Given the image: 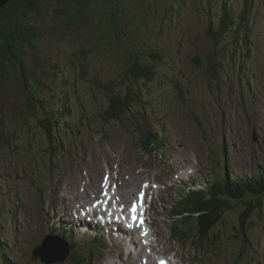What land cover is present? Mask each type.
<instances>
[{"label":"rangeland","instance_id":"rangeland-1","mask_svg":"<svg viewBox=\"0 0 264 264\" xmlns=\"http://www.w3.org/2000/svg\"><path fill=\"white\" fill-rule=\"evenodd\" d=\"M175 1L123 0L117 7L128 22L136 24L141 19V24L147 25L127 37V44L131 45L129 51L145 54L144 61L153 65L156 77L148 83L121 85L127 63L125 51L112 38L107 45L95 43V29L107 8L104 1H93V20L69 23L66 15L72 13L67 2L56 0L47 15L36 21L49 31L37 50H26L33 75L49 84L43 92L45 103L41 104L60 115L72 110V115L63 118H68L69 129L59 125L56 130L51 126L50 137L35 126L34 120L28 122L16 114L18 109L27 110L19 94L18 78L13 74L0 85V119L12 118L8 124L19 137L16 147L0 144V179L7 191L0 196V221L5 222L6 239L17 246L24 264H44L32 260V252L42 241L46 228L64 231L72 225L79 233L80 243L88 246L89 235L83 236L80 229L86 227L92 235L97 227L76 221L88 215L74 206L91 203L94 194L102 198V192L107 191L112 197L108 203L115 210L127 211L132 201L142 197L149 199L148 212L157 205L159 213L152 212V219L141 218L147 219L143 223L151 229V236H145L144 255L140 254V246L137 251L124 249L120 253L113 243H119L124 236L111 238L101 234L105 253L86 259L84 264H159L165 259L169 264H264V204L251 218L247 211L241 213L243 207L236 206L233 199L224 196L209 207L208 196L198 193L189 202L188 210L192 214L195 208L208 209L201 216L203 226L208 228V212L216 219L208 230L196 220V215L201 218L199 214L194 218L187 216L189 228L182 225L186 238L179 233L176 242L171 238L168 221H172L175 201L192 187L205 188L217 173L223 174L226 163L231 168L228 167L229 173L250 176L264 161V0L255 1L245 12L254 54L245 48L237 21L227 33L217 31L225 0H177L185 2L182 8L175 7L179 15L166 20L153 15L154 10L168 8ZM230 2L238 16L244 2ZM210 5L214 7L212 26L224 38L214 40L209 35ZM234 40L239 41L237 48ZM215 44L220 49L227 48L222 64L227 69L222 70L218 87L217 80L210 76L214 73L207 68L208 58L218 56ZM152 49L164 60L156 62L150 56ZM232 53L245 58L237 57L231 64ZM85 54L87 69L83 67ZM96 81H115L120 88H131L133 96L140 100L130 105L129 112L118 111L115 101H111L114 94L110 97L108 90ZM125 94L123 91L122 97ZM59 130L64 132L62 139L57 136ZM146 136L159 143L151 154V143L142 147L138 144ZM62 142L64 147L60 149ZM13 177L17 178L16 183L11 182ZM193 182L197 183L192 185ZM210 186L203 192L216 188ZM98 201L92 210H87L89 216L110 218L108 211L102 213L97 208L109 204ZM243 222L248 233L241 227ZM199 229L205 237L196 234ZM243 233L249 234L247 239ZM137 239L135 235L133 240L138 242ZM148 244H153V251L150 246L146 248ZM126 251L135 257L128 260ZM85 255L86 248L79 255V262L69 257L57 263L81 264Z\"/></svg>","mask_w":264,"mask_h":264},{"label":"trees","instance_id":"trees-1","mask_svg":"<svg viewBox=\"0 0 264 264\" xmlns=\"http://www.w3.org/2000/svg\"><path fill=\"white\" fill-rule=\"evenodd\" d=\"M56 0H10L9 3L0 8V85L5 81L9 80L11 75H15L19 80V94L22 96L25 101L27 110H19L18 115L23 116V119L26 117V121L28 122L34 120L35 126L37 128H41L44 130V133L50 136L51 126H53L56 130L59 125L62 127L65 125L63 118H65V113L62 115L51 111V109L46 107V104L42 101L43 92L48 90L49 84L44 82L43 79L37 78L33 75V71L27 62L26 50H37L38 44L45 38V34L49 31L41 25H38L36 21L39 19H43L50 7L51 4ZM69 6V9L72 15H66L67 21L71 24L82 23L86 19L93 20V1L94 0H65ZM106 4L107 8H104L103 16L100 18V22L97 24V28L95 29L94 41L97 45L103 46L107 45L109 39L112 38L114 44L119 47L121 50H124L127 59L124 78L121 82L125 84L130 82L131 84H139L140 82H152L156 77V72L153 70V65L144 61L145 54H141L135 49L128 50L131 48V45L127 44V37H133V35L137 34L141 30V26H147L144 21L141 19L137 20L136 24L128 22V18L121 16V12L117 9L121 1L123 0H101ZM250 3L255 0H248ZM211 2V0H209ZM185 4L184 1H175L171 4L170 7L164 8L162 10H154V16L157 18L161 15L164 20L168 19L172 16L179 15L175 10V7L182 8ZM230 0H225L221 7V25L218 26L219 32L227 33L230 29H232L235 25L236 20L238 23V28L241 30V34L244 36L243 43L247 50L251 49L252 52V44L249 41V37L244 34V29L249 28L248 19H246L245 11L240 12L238 16L235 15V11L233 9V5ZM176 5V6H175ZM112 7V8H111ZM122 8V7H121ZM214 7L210 5L209 10L207 11L210 22L208 25L209 35L213 37V39H220V37L224 38L225 36L219 35L215 32L212 24V16ZM247 12V11H246ZM77 13V14H76ZM93 22V21H92ZM141 24V25H140ZM239 41L234 40V44L237 45ZM251 44V45H250ZM214 51L218 56L214 55L212 58H208L207 68H209V72H213L214 74L210 76L217 79V87L221 83V72L224 70L222 64L226 61V49L227 48H219V44H215ZM133 48V47H132ZM84 51V50H83ZM150 56L156 61H163V57L160 56L155 49H152ZM141 54V55H140ZM232 53V61H233ZM88 57L87 54L83 57V67L85 69L88 68ZM55 77V75H54ZM98 85L108 90L111 94H114L115 98L111 101H115V106H117L118 111L125 110L129 112L131 110V106L134 103L139 102V97L133 96L134 92L131 88H120L118 87L115 81H111L108 83H100L96 81ZM122 91V92H121ZM123 91H126L124 97H122ZM128 92V94H127ZM68 100V98H65ZM116 108V109H117ZM70 111V110H67ZM53 114H56L54 116ZM119 115V114H118ZM56 117V120L54 119ZM4 117L0 119V144L4 146L14 145L18 146L16 140L19 137L15 134L16 131H13L11 126L8 124L12 120L6 119ZM17 118H20L17 116ZM6 132L7 134H5ZM54 133V132H53ZM51 137V136H50ZM11 142L13 144H11ZM25 162H23L24 164ZM254 176L249 179L246 178L241 181H232V177L228 176L227 181L220 182L217 187V192H213L212 196L215 198L217 195L221 197L227 196L229 198H234L237 202L243 198H250V201L245 208V211L248 214L252 215L258 209H262L264 197V165L259 166L253 170ZM220 176V174H218ZM236 180V179H234ZM3 186L0 185V194L2 193ZM238 204V203H237ZM235 204V205H237ZM195 212L198 211V208L193 209ZM207 211L203 210L201 213ZM246 216V215H245ZM202 228H206L203 226V218H196ZM208 221L207 226L210 228L216 219L212 218V214L205 219ZM241 227L243 231L246 230V223H241ZM206 228V230H208ZM201 237L204 236V231L200 230L196 233ZM246 238L247 235H244ZM18 251L17 248L12 243H8L6 240V232L4 230V224L0 225V264H18Z\"/></svg>","mask_w":264,"mask_h":264},{"label":"bare ground","instance_id":"bare-ground-1","mask_svg":"<svg viewBox=\"0 0 264 264\" xmlns=\"http://www.w3.org/2000/svg\"><path fill=\"white\" fill-rule=\"evenodd\" d=\"M144 153V152H143ZM25 163H27V162H25ZM24 163V164H25ZM142 174V173H141ZM217 174H220V173H217ZM221 175V174H220ZM252 175V174H251ZM124 177V176H123ZM16 179L17 178H15V177H13V179H12V181L11 182H14V183H16ZM2 180L0 179V185H2ZM195 183H197V182H193L192 183V185H194ZM200 182H198V184H199ZM118 188H120V187H118ZM93 189V188H92ZM125 191V190H124ZM127 191V190H126ZM204 190H203V187L201 186V185H198V187H192V190H191V192L194 194V196H196L198 193L200 194V193H202V195L203 196H205L206 195V193H204L203 192ZM188 192H189V190H188ZM106 194H107V197H106ZM151 196H152V198H153V195L151 194ZM112 199V197H111V194L109 193V191H107V192H102V198L100 197V198H97L96 196H95V194H94V199H93V205L94 204H97L98 202H100V201H98L99 199H101V200H105L106 202H107V200H109V199ZM154 199V198H153ZM72 200H74V199H72ZM191 201V199L189 198V196H187L186 194H183V198H181V199H178V200H176L175 201V205L173 206V210H174V212H181V211H187L188 210V205H189V202ZM140 202H142V201H140ZM212 203V202H211ZM141 205H142V203H140ZM93 205H88V208H90V209H93ZM208 205V204H207ZM156 207H151V209H150V212L148 213V211L146 210L145 211V213L144 214H139L138 215V217H139V219L138 220H140L141 221V218L142 217H144V216H146V217H150L151 218V216H152V212H154V214H156V213H159V210L157 209V208H159L157 205H155ZM78 207H80V208H82L83 210H85L86 211V214L87 215H89V213L87 212V210L86 209H84L83 208V205L82 204H79V205H75L74 206V208L75 209H77ZM98 208V210H100V211H102V213H104L105 211H108L109 212V216H107V217H115V216H121L122 217V220H124V222L123 223H120L119 225H115L113 222H111V221H109V220H107L105 217H101V218H99V219H101V222H97L96 220H93L92 222H91V226H94V227H97V229L98 230H100V231H102V232H107V227H111V229H113L114 228V226H116V229H118L119 231H117V232H119V234L120 235H122V236H125V237H127V239L125 240V239H121L120 240V242L119 243H117L116 241H114V243H113V245L115 246V247H117V248H119V252L120 253H124L125 251H124V249H127V250H131V249H133L134 248V250L135 251H137V248H138V246H142L140 249V254L141 255H144V253L146 252V250H145V242H144V240L146 239L145 237H144V235L141 233V229L144 231V233H146L148 236H150L151 235V230L149 229V226L146 224V223H143V224H141V223H137L136 221H135V223H137V224H135L134 222H133V218L130 216V215H128V213L125 211V210H122V211H119V210H115L114 208H113V205H111V204H109L106 208H102V207H97ZM140 209H142V207L140 208ZM203 210H205L203 207H199L198 208V211H197V214H199V217H201L202 216V214H204V212L203 213H201ZM206 210H208V209H206ZM90 213H92V212H90ZM97 213V212H96ZM98 213H99V211H98ZM194 213V212H193ZM207 213V212H206ZM210 215V212H208V215H206V216H209ZM95 216V215H94ZM97 216V215H96ZM91 217V216H90ZM187 217V215H185V218ZM95 219H97V217H95ZM142 221H145V222H147V219H143ZM82 222H83V220H82ZM134 223V226L133 227H129V225L130 224H133ZM88 226V225H87ZM103 226V228H100V227H102ZM54 228V227H53ZM55 229V228H54ZM111 229H109V230H111ZM108 230V231H109ZM64 232H66V233H69V231H68V228H65L64 229ZM88 232H90V230H88V229H86V230H82V234L83 235H86ZM128 232H133L134 234L135 233H137V232H140L141 233V235L138 237V239H137V241L138 242H136V241H134V240H131V239H129V237L130 236H132V235H129L128 234ZM56 233V231L55 230H51L50 229V233H49V235H46V234H43L44 236H43V238H42V242H43V240L44 239H46L47 237H50V236H53L54 234ZM109 235H110V237L112 238V236H113V234H110V233H108ZM182 237H183V235H181ZM187 236H188V234H187ZM149 246H150V249L153 251V249H152V247H153V244L152 245H146V248L148 249L149 248ZM16 247V246H15ZM151 252V251H150ZM126 253H128V260L129 259H133L134 257H135V255L133 254V253H131V251H126ZM148 253V252H147ZM142 262V261H141ZM161 262H165V264H169V262L165 259V260H160L159 261V264H161ZM117 264V263H116Z\"/></svg>","mask_w":264,"mask_h":264},{"label":"water","instance_id":"water-1","mask_svg":"<svg viewBox=\"0 0 264 264\" xmlns=\"http://www.w3.org/2000/svg\"><path fill=\"white\" fill-rule=\"evenodd\" d=\"M10 0H0V8L5 7ZM59 249V250H58ZM64 255L61 257V255ZM69 256L67 245L55 236L47 237L33 252V260H41L44 264L64 262Z\"/></svg>","mask_w":264,"mask_h":264},{"label":"snow or ice","instance_id":"snow-or-ice-1","mask_svg":"<svg viewBox=\"0 0 264 264\" xmlns=\"http://www.w3.org/2000/svg\"><path fill=\"white\" fill-rule=\"evenodd\" d=\"M135 212H136V207L133 208V222L135 223L136 220H138L139 218L135 215ZM134 223L133 224H130L129 227H133L134 226ZM141 224H143V221H140ZM146 235V233H144ZM161 264H165V262H161Z\"/></svg>","mask_w":264,"mask_h":264}]
</instances>
